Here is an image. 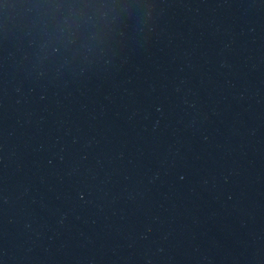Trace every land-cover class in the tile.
I'll use <instances>...</instances> for the list:
<instances>
[{"label":"water","instance_id":"1","mask_svg":"<svg viewBox=\"0 0 264 264\" xmlns=\"http://www.w3.org/2000/svg\"><path fill=\"white\" fill-rule=\"evenodd\" d=\"M75 0H0V20Z\"/></svg>","mask_w":264,"mask_h":264}]
</instances>
